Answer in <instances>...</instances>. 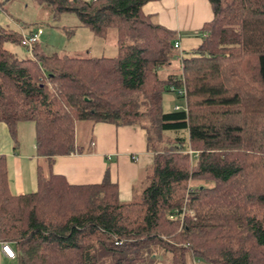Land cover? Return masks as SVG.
<instances>
[{"label": "trees", "instance_id": "trees-1", "mask_svg": "<svg viewBox=\"0 0 264 264\" xmlns=\"http://www.w3.org/2000/svg\"><path fill=\"white\" fill-rule=\"evenodd\" d=\"M34 1L94 37L113 30L117 52L27 50L23 29L0 25V122L13 142L17 123L32 122L43 161L35 190L11 194L0 155V242L16 263L264 264V0H207L212 17L186 56L142 11L149 0ZM172 59L179 73L160 77ZM166 91L183 105L162 112ZM79 121L144 130L153 154L138 201L118 200L106 175L72 184L51 172L55 157L83 151Z\"/></svg>", "mask_w": 264, "mask_h": 264}, {"label": "crops", "instance_id": "crops-1", "mask_svg": "<svg viewBox=\"0 0 264 264\" xmlns=\"http://www.w3.org/2000/svg\"><path fill=\"white\" fill-rule=\"evenodd\" d=\"M142 11L176 33L180 53H183L180 49L182 34L188 39L195 37L202 23L212 17L207 0H149L142 6ZM78 28L81 27L75 26V30ZM170 65L161 70L166 75L179 73L178 61V72H168ZM88 131L89 137L82 145L83 151L55 157L50 165L51 172L63 176L72 184L98 183L106 175L116 185L118 200L129 201L149 179L153 153L147 149L144 130L134 125L100 122L90 124ZM0 155L6 159L9 192H33L36 188V165L43 162L35 153L34 140L22 146L15 144L5 124L0 122ZM0 264L17 263L14 257H6L0 250Z\"/></svg>", "mask_w": 264, "mask_h": 264}, {"label": "rangeland", "instance_id": "rangeland-1", "mask_svg": "<svg viewBox=\"0 0 264 264\" xmlns=\"http://www.w3.org/2000/svg\"><path fill=\"white\" fill-rule=\"evenodd\" d=\"M77 24L76 17L71 13H61L57 18L53 19L50 10L43 5L37 4L34 0H0V25H6L13 29H19L20 27L24 31L28 28L39 27L42 31L39 37V47L45 54L57 53L82 57L116 55L113 30L108 31L105 37H94L85 28L81 27L82 30L81 28L75 30ZM81 33L85 35L82 36ZM181 37L182 44L180 49L183 50L182 54L186 56L187 54L185 53L189 52L190 48L195 47L194 45L198 43L200 33L196 31L195 37L192 36L190 39L183 34ZM175 39H178V37L176 36ZM3 47L14 54L16 58L29 57L28 51L16 43L5 42ZM176 63L177 60L172 59L167 71L177 72ZM158 74L160 77L166 75L162 70ZM175 105L181 107L183 105L182 99L177 98L171 92H163L161 101L162 112L173 110ZM89 125L88 121L77 122L75 127V142L77 144L83 145L88 139ZM33 140V123L30 121L17 123L14 143H19L22 146V144H31ZM147 182L142 187H139L138 192L129 201L139 200L140 192ZM191 213L189 211V214Z\"/></svg>", "mask_w": 264, "mask_h": 264}, {"label": "built area", "instance_id": "built-area-1", "mask_svg": "<svg viewBox=\"0 0 264 264\" xmlns=\"http://www.w3.org/2000/svg\"><path fill=\"white\" fill-rule=\"evenodd\" d=\"M41 30L39 27L31 28L29 31H20L21 45L26 46L27 50H30L33 43L38 41ZM173 46L178 48V41L175 40ZM169 89L176 92L178 95L183 96L184 90L181 87H174L173 85L169 86ZM179 106L175 105L174 109H177ZM0 250L4 256L8 258H13V251L6 242H0Z\"/></svg>", "mask_w": 264, "mask_h": 264}]
</instances>
